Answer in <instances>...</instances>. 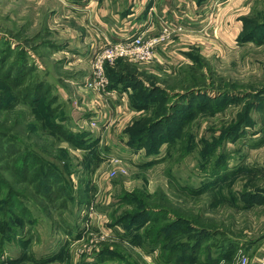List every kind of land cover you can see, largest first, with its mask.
<instances>
[{"label": "rangeland", "instance_id": "rangeland-1", "mask_svg": "<svg viewBox=\"0 0 264 264\" xmlns=\"http://www.w3.org/2000/svg\"><path fill=\"white\" fill-rule=\"evenodd\" d=\"M193 1L197 3V0ZM68 2L0 0V138H8V146L25 149L23 152L29 151L63 172L66 170L63 164H67L73 184L87 181L90 191L87 189L81 195L97 214L93 220L88 218L87 212L81 214L84 205L62 209L59 196L41 202L29 185L18 183L9 169L2 168L0 178L6 186L32 207L31 201L41 205L44 213L39 214V221L31 230L28 228L27 233L14 235L8 242L10 244H4L0 264H264V198L242 204V196L238 195L244 183L248 186L246 193L264 194V95L260 99L257 98L259 92L252 93V90H264V31L260 29L253 40L250 39L253 30L264 23V0H211L212 5L209 3L204 9L205 21L200 34H192L193 37L177 35L167 43H172L171 48L181 57L176 58L179 60H175L174 66L168 70L158 69L152 67L153 60L142 64L123 59L106 63L103 70L106 86L102 91H97L93 85V56L113 42L106 41L94 49L86 58V65L71 60L68 65L61 49L56 51L57 46L53 44L64 43L73 35L71 42L80 37L77 17L70 13ZM218 19L227 27L225 37L235 35L233 45L227 50L222 48L220 56L214 53L218 39L214 34V22L216 24ZM190 38L198 39L200 45H192ZM115 73L120 76L119 80L112 77ZM230 83L233 89H226ZM38 85H41L40 91L36 90ZM190 90L198 95L187 97ZM229 91L233 97L229 104L223 100L214 104V96L216 100ZM121 92H128L130 108L135 105V109H148L122 120L137 121L134 126L137 132L138 122L149 121L153 109H171L178 104L175 109L183 110L182 113L178 111V115L186 117L190 109H197L199 102L209 96L212 99L208 109L218 107L223 110L214 115L201 112L187 123L167 122L169 137L177 138L178 146L163 143L157 157L140 158L144 155L142 151L128 156L115 150L113 154H106L107 159H102L98 150L101 151L103 146L93 145L97 140L92 137L94 132L79 127L77 123L89 112V118H92L87 127L101 128L100 119L110 124L114 114L108 100ZM241 94L245 96L240 97ZM248 103L253 105L249 112ZM94 110L106 113V118ZM63 117L66 118L63 124L60 120L62 126L83 136L101 160L85 159L86 151L80 147L73 150L51 132L49 121ZM246 118L254 122V127H246L245 140L226 146L232 154L229 167L257 172L237 170L238 175L249 173L241 174L230 183L226 173L215 184L220 186L217 191L212 188L192 196L183 190L197 189L202 182L205 175L198 166L207 147L216 148L217 138L225 132L223 129ZM116 124H119L118 120ZM131 126H125L121 132L125 139L129 140L127 130ZM155 135H152L153 139L159 141L161 137ZM259 140H262L261 144ZM120 143L126 151L137 150L131 149L128 143L127 150L122 141ZM254 143L259 145L250 148ZM202 147L205 152L201 151ZM227 149L222 142L220 151L228 153ZM58 159H61V165ZM119 159H125L127 164L119 163ZM152 159L162 162L150 167L143 165ZM86 163H89L87 167ZM10 165V159L5 160L0 154V168ZM144 186L147 192L142 189ZM135 189L137 192H132ZM155 190L164 191L171 205H165L158 196L150 195ZM5 193L8 195L7 190ZM124 193L135 194L132 198L135 202L125 199L118 200L113 207H96L98 203H111ZM231 201H237L239 206ZM247 203L253 205L247 208ZM242 205L245 208H241ZM148 207H159L168 214L165 219L153 223L151 219L156 218L155 215L137 217V222L143 224H135L137 227L134 228L138 230L129 229L127 221L118 225L112 223L120 217L136 218ZM163 229L168 230L161 237L166 240L151 246L155 233ZM200 231L231 235L235 242L222 246L216 238L215 245V237L210 235L201 236L204 237L202 242H191V236ZM151 232L148 237L146 233ZM183 241H190V248L181 251ZM232 244H235L234 248ZM94 249L97 250L93 254H86Z\"/></svg>", "mask_w": 264, "mask_h": 264}, {"label": "trees", "instance_id": "trees-1", "mask_svg": "<svg viewBox=\"0 0 264 264\" xmlns=\"http://www.w3.org/2000/svg\"><path fill=\"white\" fill-rule=\"evenodd\" d=\"M204 2V0H197V4L201 5ZM246 24V22H245ZM263 30L264 31V23H260L259 26H257L256 29L253 30V32L251 33L252 37H250L251 41L253 40L252 38L255 36V34H257V32L259 30ZM264 42V40H263ZM7 48V47H6ZM7 51V50H6ZM32 66V65H31ZM112 77H115V80H119L120 76H117V73L113 74ZM122 81V80H121ZM38 88V89H37ZM36 88V90L40 91L41 85H38V87ZM41 88V89H40ZM226 89H233V84L230 83V85H227ZM37 92V91H36ZM35 92V94H36ZM255 92H259L258 97L257 98H262V96L264 95V90L260 89V90H252V93ZM30 94V93H29ZM196 96L198 94H196L194 91L190 90L188 91L187 97H192V96ZM244 94H241L240 97H244ZM204 97V96H202ZM216 96H214V104H216L217 102H221V100H223V102H225L226 104H229V102H231L233 99L232 97V91H229L227 93H223L220 96L217 97V99L219 100H215ZM256 98V99H257ZM54 101V98H51ZM210 98L209 96H206L205 100H202L199 102L198 104V108L197 109H190L189 110V115H187L186 117H180L178 114L181 112L182 113V109H175V107L177 108L178 104L175 106H171V109H153L150 113H149V121L142 123V121L138 122L140 123V126L138 127V132H137V121L132 123L133 125L130 127L129 130H127L128 134H129V142H128V146L131 149H143L146 152V156L147 157H157L159 154V149L160 147L163 145V143H167L168 145L172 144V145H177L178 141L177 138L174 139H170L169 137V132L170 129H168L167 126V122H170L171 124L174 121H178V123H187L188 120L194 118V117H198L200 115L201 112H203L204 114H208V115H214L217 113H220L222 109H217L218 107H213L212 109H208V106L210 104ZM216 102V103H215ZM54 103V102H53ZM215 106V105H214ZM134 110L136 111H143L147 112L148 109H143L142 107H138L137 109H135V105L132 106ZM253 105L252 103H248V107H247V111L249 112L250 108H252ZM207 108V109H205ZM180 111V112H178ZM178 115V117H177ZM51 117V116H50ZM248 117V116H247ZM66 117L63 118H58L57 120H52L49 121V125L51 128V132L58 138H60V141H65L70 148H72L74 150V147L78 149V147H80V150H84L86 151V158L85 159H98L96 153L94 151H92V146L88 145L86 143V141L83 139V136L81 135H76L74 133L71 132V130L66 129L64 127L63 124V120ZM61 120V123H60ZM237 123H232L229 124L227 127H225L223 130H225V132H223L221 134V136H217V147L216 148H212V147H207V153L205 152V147L201 148L202 152H205L203 154V156L200 158L199 161V166L198 169L202 171V173H204V178L202 180V182L200 183L199 187L196 189L194 187H190L189 189L187 188H183V190L188 191V193L192 196L194 195H198L204 192H207L208 190L214 188L215 191L219 190L220 186H215L216 183H218V180H221V178L225 177L227 174V177L229 176L230 181H228V183H230L232 180H236V178L238 176H240L241 174L244 173H249L252 171L253 172H257L254 171L253 169H248V168H239V169H230L229 167V161L231 160L232 154L231 152L227 149V145L228 144H232L235 145L237 144L238 141L240 140H245L247 137V134L244 133V130L246 129V127H254V122L250 121L249 119H245L244 121L238 123V128L237 125H235ZM49 129V128H48ZM160 130V132H159ZM221 131H222V127H221ZM264 131V130H263ZM156 134V138H160L159 141L154 140L152 135ZM223 139V140H222ZM260 141V142H259ZM257 142H259V144L262 143V140H259ZM9 139L8 138H0V154L2 157L5 158V160H7V158L10 159L11 165L10 166H5V167H1L0 170H2V168H7L12 172V176L14 179H16V181L18 183H24L26 185H29L32 189V191H34V193L37 195L38 199L42 202L43 200L49 201L50 199L53 200L54 198H56L57 196H59L60 200V204L59 206L63 209V208H68L69 206H83L80 211L82 214L83 208L89 204V202L85 203L83 198L85 197L84 195H81V192L86 193L87 189L89 190L87 181H78L76 182V185L73 184L71 182V171L70 168L68 167L67 169V164H63V166H65V171L63 172L62 169H57V167H54L52 164L50 165L49 163H47L43 158L38 157L36 155H34L33 153H30L29 151L27 152H23L24 150H20V149H15L14 146L10 145L8 146L9 143ZM80 144H79V143ZM224 143L225 148L228 150V153L226 152H222L220 151V147H221V143ZM257 143L251 144L250 148H254L255 146L259 145ZM178 146V145H177ZM177 148V147H176ZM216 151V152H215ZM85 155V154H84ZM100 158V157H99ZM101 159H98V161ZM157 159H153L147 163H144L143 165H145L146 167H150L154 164H158L162 161H155ZM160 160V159H159ZM163 160V159H161ZM58 163L61 165V159H58ZM89 163L84 164L86 167L88 166ZM241 170H248L249 172H242L240 175H238V171ZM79 172V171H78ZM227 173V174H226ZM75 185V186H74ZM83 185L85 187H83ZM76 187V188H75ZM143 190H145L146 192L147 187L144 186V188H142ZM248 189V186L246 183L243 184L242 189H240V191L238 192V195L242 196V200L240 201L242 204H244L245 202H255V201H260L257 198H264V194H259L257 192H251V193H246ZM8 191V195L5 193V191ZM138 189L133 190L132 192H137ZM236 192V193H237ZM6 194V195H5ZM150 195H156L158 196L159 200L161 203L165 204V205H171V202L169 201L168 197L166 196V193L162 190H155L153 194ZM55 196V197H53ZM233 196H235V192L233 194ZM258 196H262V197H258ZM135 197L133 195H130L129 193H124L121 197H118L117 200H113L111 203H98L97 206L95 204H93L94 206H96L97 208L100 207L101 205L104 206H109V207H113L115 206L116 203H118L120 200L123 201L125 199H130L132 202H135V200H133L132 198ZM0 198H1V202L0 204H2V209L0 211V255L5 252L4 250V244L6 243V245L10 244L8 243L9 241H11V238L18 234V233H27L28 232V228H30V230L34 227L35 223L37 224L40 218L41 213H44L43 208H41V205L35 204L33 201V207L30 203H28L26 200H20L19 199V195L16 194V192L10 190L7 186L5 181L0 178ZM24 198V197H23ZM26 199V198H24ZM29 200V199H27ZM119 200V201H118ZM30 201V200H29ZM262 201V200H261ZM232 204H234L236 207H238V203L237 201H231ZM252 203H247L246 207L250 208ZM253 205V204H252ZM241 208H245L243 205L241 206ZM114 209V208H113ZM9 210V211H8ZM148 210V211H147ZM11 212V213H9ZM96 212V211H95ZM97 214V213H96ZM155 215L157 216L156 218L153 217V219H151L152 221H158L161 218L165 219L166 215L168 214L167 212H165L163 209L159 208V207H154V208H150L148 207V209H144L142 211H140L137 215L136 218H134V216H130V217H124V219L118 218L117 220H114V222H112L115 225H118L120 223H122V221H127L129 223V229L132 228V230H138L136 228H134L135 224L137 226H141L143 225L141 222L138 223V219L142 216V215ZM112 217V214H111ZM138 217V219H137ZM148 219V220H149ZM150 222V223H151ZM24 223V224H23ZM153 223V222H152ZM186 227L188 228V225L185 224ZM28 226V227H26ZM135 226V227H137ZM140 229V228H139ZM191 231V230H190ZM168 232V230H160L158 232L155 233L153 241L151 242V246L154 245H160V242L163 240L165 241L166 239H161L162 236H164V234ZM218 232V231H217ZM66 233H70L69 231H67ZM131 234V233H130ZM147 236L149 237L151 233H146ZM154 234V232H153ZM210 235L211 237H215V245L217 242L218 238L219 244L222 242V246L225 243H234L235 241H233L231 235L226 236V234L224 233H219L217 235V233L214 232V234L212 232H208V231H200V232H195V235L191 236V242L196 241V242H202L204 237L201 236H208ZM190 241H183L180 243V248L181 251H184L188 248H190L189 242ZM194 242V243H196ZM218 244V246H219ZM194 246V245H193ZM235 244H232V248H234ZM203 247V246H201ZM172 258V257H169ZM19 259V257H18ZM217 260V259H216ZM214 263H216L217 261H213ZM208 264V262H207Z\"/></svg>", "mask_w": 264, "mask_h": 264}, {"label": "crops", "instance_id": "crops-1", "mask_svg": "<svg viewBox=\"0 0 264 264\" xmlns=\"http://www.w3.org/2000/svg\"><path fill=\"white\" fill-rule=\"evenodd\" d=\"M210 1L206 0L203 5H198L193 0H69L68 3L70 4L68 8L70 13L77 17L80 37L71 42L72 38H74L73 35L69 39L70 41L53 44L57 46L55 48L57 49L56 51L61 49L60 51L65 55L68 65L71 64L69 63L70 60L80 65H86V58L90 57L94 49L101 47L106 41L114 42L119 37L132 34L144 33L147 37L157 35L162 25L161 20L179 21L184 29L183 35L193 37L192 34H200V31H202V23L205 21L203 20L204 9L207 8ZM212 18H214V15H212ZM210 22L212 23V19ZM234 24L236 26L235 22ZM215 26L214 34L216 39L217 37L218 39L217 46L214 47V53L216 52V55L220 56L222 48L227 50L228 47L233 45L235 35L231 38L224 36L227 27L224 26L223 21H220V19L217 20L216 24L214 22ZM238 29L239 26H237ZM219 31H221L220 35ZM189 42L195 46L200 45L198 39L190 38ZM173 43L175 42L173 41ZM45 44H48V42L45 41ZM171 44L166 43L157 46L151 63L152 67L168 70L170 66L175 65L177 62L175 60H179L176 58H181L175 54V50L171 48ZM58 46H62L63 48ZM85 75H83V78ZM108 101H110L112 107L110 110L114 114L113 119L110 120V124L100 119V123L103 125L101 128L92 129L89 126L87 127L86 124L92 118H89V112L88 116L80 117L77 123L79 127L94 132L92 137L97 138V140L94 141L93 145L98 144V146H103L101 151L98 150V153L101 155L100 158L107 159L106 154H113L115 150L128 156L143 152L144 155L140 158L147 157L143 149L126 151L120 143L122 141L123 147L125 145V149H127L129 140L125 139L121 132L124 131L125 126L129 127L133 123L128 122V120L122 122V120L140 113L134 109L133 111L130 110L132 108L129 107L128 92L118 93V96H114ZM94 112L97 113L95 110ZM97 114L103 115L105 118L107 116L106 113L102 112H98ZM116 120H118L119 124H116ZM118 130L119 132L116 133L115 131ZM121 160L119 159V163L127 164L125 159Z\"/></svg>", "mask_w": 264, "mask_h": 264}, {"label": "built area", "instance_id": "built-area-1", "mask_svg": "<svg viewBox=\"0 0 264 264\" xmlns=\"http://www.w3.org/2000/svg\"><path fill=\"white\" fill-rule=\"evenodd\" d=\"M161 24L160 31L155 36L147 37L144 33L125 35L120 40L108 44L99 52L94 54L92 63L94 64L93 85L97 91H102V89L106 86V80L103 76V70L106 67V63L112 64L122 59L139 64L152 61L155 50L159 44H166L174 36L184 33L182 24L179 21L161 20ZM85 212H87L89 219H94L96 212L92 205L85 206L82 214ZM103 234L106 235V233ZM96 250L97 249L92 251L89 250L86 254H93Z\"/></svg>", "mask_w": 264, "mask_h": 264}]
</instances>
